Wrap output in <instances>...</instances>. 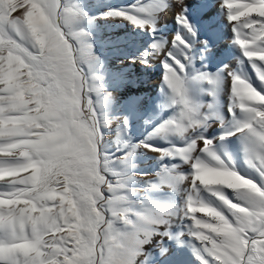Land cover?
<instances>
[{
	"label": "snow or ice",
	"instance_id": "1",
	"mask_svg": "<svg viewBox=\"0 0 264 264\" xmlns=\"http://www.w3.org/2000/svg\"><path fill=\"white\" fill-rule=\"evenodd\" d=\"M178 3L176 23L195 39L184 0ZM170 5V0H155L130 11L113 9L108 15L128 20L155 39L157 16ZM222 7L234 25V43L264 84V0H222ZM83 15L82 9L62 0H0V201H4L0 204V264H136L142 246L153 235H169L157 233L156 226L167 224V217L177 214L176 209L151 201H141L143 211L133 212L128 196L122 194L126 179H109L107 157L99 150L100 117L91 99L93 92H100L99 78L85 71L84 64L91 66L94 57L86 43L87 32L77 27ZM166 46L167 42H157L152 48L159 53ZM171 48L162 66L177 113L153 135L185 138L213 118L223 127L219 113L204 114L190 93L193 83L203 81L213 86L215 96L222 83L220 74L189 76L184 61L192 62V44L180 33ZM21 60L25 65L19 72L21 82L35 85L34 91L40 93L44 106L39 112L36 97L25 92L21 99L12 79ZM230 75L233 99L229 112L234 126L220 139L237 133L245 137L246 162L264 179V102L259 99L264 92L248 78ZM245 86L255 95L241 97ZM236 109L246 118H237ZM26 118L30 124L24 122ZM143 147L160 151L162 157L180 158L193 168L189 176L177 172L178 166L165 167L160 183L176 190L190 181L183 216L192 222L189 232L201 245L202 250H197L201 264H264V187L230 169L216 155L213 141L204 137L171 150ZM197 152L215 163L201 159ZM37 168L45 170L39 181L33 180ZM210 168L238 174L255 187L235 189L242 203L231 202L220 185H205L198 178ZM45 183L57 189L55 200L41 199ZM202 190L222 201L231 215L203 201ZM42 212L54 215L56 224L42 229Z\"/></svg>",
	"mask_w": 264,
	"mask_h": 264
},
{
	"label": "rangeland",
	"instance_id": "2",
	"mask_svg": "<svg viewBox=\"0 0 264 264\" xmlns=\"http://www.w3.org/2000/svg\"><path fill=\"white\" fill-rule=\"evenodd\" d=\"M73 1L74 0H64L63 3L65 5H71ZM82 2L89 8V12L86 14L84 13L77 27L87 32L86 43L91 45V54L94 57L91 66L84 64V68L89 77H91L93 71H96L95 74L103 80L101 83L102 86H98L101 89L99 94L93 92L91 94V99L100 117L102 143L99 145V150L101 155L107 157L106 162L109 167V179L113 180V182L120 177L126 179V189L122 194L128 196L130 207L133 212L143 211V205L140 203L141 201H151L155 204L167 205L177 210L176 215L167 217V224L159 225L155 228L157 233L162 234L168 232L169 235H153L150 238V242L142 246V252L137 257L136 264H201L200 259L197 258V250H202L201 245L189 232L192 222L185 219L183 216V208L190 189V181H186L179 185L177 187L178 190H173L171 187L160 183V176L163 174L165 167L171 169L173 166H178L176 169L177 172L190 176L193 172L191 164L185 163L180 158L171 156L162 157L160 151H156L157 155L150 154L145 150L142 151L141 148H144V144H148L156 149L171 150L174 147L187 146L192 139L205 137L213 141L214 150H216L218 148L217 142L219 140L220 142L222 141L220 137L227 133V127L230 130L233 129V118L223 121V127H221L219 119L213 118L208 122L211 126L207 124L206 127L197 128L185 138L179 136L164 137L163 135H153L159 126L176 115V108L174 113L165 115L163 119L158 118L156 115L149 118L146 112H144L139 118L140 121L143 120L144 122L140 125L138 130H131V123H125L123 120L125 113L122 104L120 105V102L110 103L104 100V97L113 93L115 88H117V82L105 81V79L109 76V70L107 69L108 62L118 56V47L112 39H104L106 33L103 29L99 27H90L88 25L90 20L96 16V7L93 6L90 0H82ZM133 2L134 1L126 3V6L128 5L132 8L135 6V2ZM126 6L123 7L125 9L122 8V11H129V7L127 6V8ZM198 59L199 61L203 60L201 57ZM169 63L171 64L172 62L169 61ZM184 63L186 64L185 61ZM198 69L194 75L203 72L208 73L209 71L205 70L201 64ZM209 74L215 76L217 72L209 71ZM207 84V82L203 81L195 82L193 85L194 88L190 89L192 99L202 106L201 111L204 114L217 112V105L215 104L216 97L211 94L214 91L213 86ZM209 98L211 99L209 100ZM230 100H232L231 97ZM228 103H230V101ZM210 105L212 106L211 108L209 107ZM236 115L239 119L246 118L245 114L240 112L239 109H236ZM224 140L227 141L229 147L233 149L235 154L234 158L236 160L228 167L237 171L238 174L245 178L253 180L258 186L264 187V179H262L258 172L251 168L246 162L247 157L244 149L248 143L246 138L237 133ZM138 146H141L140 149ZM196 155L206 162H212L214 164V161H211V158L207 157L206 154L197 152ZM203 155L204 157L206 156L205 159ZM125 157H128L126 163L124 162ZM112 172H116L119 175L112 176ZM153 185L159 186L153 187ZM220 187L226 198L231 202L237 204L242 203V201L238 199L240 195L239 192L227 189L223 186ZM200 198L206 203L210 202L211 206L216 207L217 210L222 211L226 216L231 215L227 206L223 205L222 201L212 196L207 190L201 191ZM197 215L201 216L203 214L198 213ZM133 219H135V216H133ZM204 255L206 256V254Z\"/></svg>",
	"mask_w": 264,
	"mask_h": 264
},
{
	"label": "bare ground",
	"instance_id": "3",
	"mask_svg": "<svg viewBox=\"0 0 264 264\" xmlns=\"http://www.w3.org/2000/svg\"><path fill=\"white\" fill-rule=\"evenodd\" d=\"M90 1L96 7V16L90 20L88 25L103 29L106 33L104 39H112L118 47V56L108 62L109 76L105 79V81L117 82V88L113 93L104 97V100L110 103L120 102V105L122 104L125 113L123 120L131 123V130H138L144 122L139 120L144 112L149 118L156 115L158 118L163 119L165 115L174 113L176 109L171 103V90L164 80L165 69L162 66V61L167 58V51L172 50V40L177 33L183 35L192 44V62L189 64L185 61L189 76L194 75L200 64L205 70L220 74L222 83L219 89L216 90L215 104L223 121L233 118L229 112V108L232 107L230 97L233 99L230 73L240 74L248 78L257 90L264 92V84L257 78L250 62L243 56L242 50L234 43V25L227 19V9L222 7V0H184V6L188 9L186 15L197 33L195 39L176 23V14L180 11L178 0H170V7L158 14L155 39L149 31L133 26L128 20L108 15L113 9L122 11V8L130 1H134L135 6L139 7L153 3L155 0ZM71 5L79 7L85 14L89 12V8L84 5L82 0H74ZM132 8L129 7L128 10L130 11ZM157 42H167L163 52H154L152 45ZM199 57L203 60L199 61ZM179 58L183 60V56ZM142 60H147L148 63H142ZM95 72L93 71V74ZM98 78L97 85L102 86L103 80L101 77ZM193 85L190 89L194 88ZM229 101L230 103H228ZM228 131L230 129L227 127L226 132ZM198 143L200 147L203 146L202 141ZM217 143L218 148L214 150L216 155L227 166H231L235 160L233 149L229 147L228 142L225 140L221 142L219 140ZM141 149L150 154L157 153L145 147ZM203 158L205 159L206 156L203 155ZM2 187L0 186V188Z\"/></svg>",
	"mask_w": 264,
	"mask_h": 264
},
{
	"label": "clouds",
	"instance_id": "4",
	"mask_svg": "<svg viewBox=\"0 0 264 264\" xmlns=\"http://www.w3.org/2000/svg\"><path fill=\"white\" fill-rule=\"evenodd\" d=\"M15 59L13 57H10V60ZM20 68H18L17 75L13 76L12 79L15 81V87L19 90V96L21 99L23 98L25 92H30L34 97H36L35 103L38 105L37 112H39V109L43 107V103L40 99V93L34 91L35 85H31L29 83L21 82V78L19 76V72L22 68L25 67L24 62L21 60L19 61ZM241 97L244 96H251L255 95L254 91L250 89V86H245L241 90ZM259 99L264 102V97H259ZM25 123H31V120L25 119ZM3 122L0 121V127H2ZM44 169L37 168L36 172L33 176V180L39 181L41 173L44 172ZM0 178H2V175H0ZM203 184L208 185V184H214V185H220L223 187H227L230 189H237V188H247V187H252L254 188L255 186L250 182L243 180L238 174L231 173V172H222V171H217L214 168H210L208 171L204 172L200 177H198ZM58 196V191L55 188H51L47 183L41 185V192H40V197L41 199H52L55 200ZM60 199L63 201L64 197L60 196ZM4 203V201H0V204ZM235 207V206H233ZM36 206H32V211L35 212ZM47 211V210H46ZM189 211H204L203 209H195V208H190ZM41 216L43 217L42 222H41V227L42 229H49L53 225L56 224V218L54 215H48L45 216V213L42 212Z\"/></svg>",
	"mask_w": 264,
	"mask_h": 264
}]
</instances>
